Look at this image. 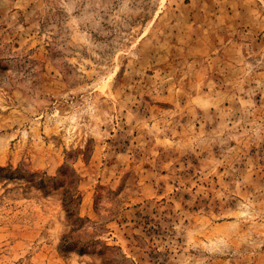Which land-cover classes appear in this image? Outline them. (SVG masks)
<instances>
[{
  "label": "rangeland",
  "instance_id": "374dc122",
  "mask_svg": "<svg viewBox=\"0 0 264 264\" xmlns=\"http://www.w3.org/2000/svg\"><path fill=\"white\" fill-rule=\"evenodd\" d=\"M0 264H264V0H0Z\"/></svg>",
  "mask_w": 264,
  "mask_h": 264
}]
</instances>
